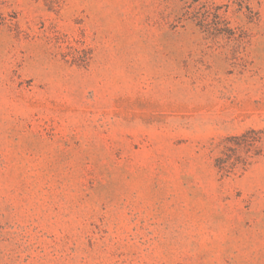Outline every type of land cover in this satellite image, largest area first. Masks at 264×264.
Segmentation results:
<instances>
[{
	"label": "rangeland",
	"instance_id": "374dc122",
	"mask_svg": "<svg viewBox=\"0 0 264 264\" xmlns=\"http://www.w3.org/2000/svg\"><path fill=\"white\" fill-rule=\"evenodd\" d=\"M0 264H264V0H0Z\"/></svg>",
	"mask_w": 264,
	"mask_h": 264
},
{
	"label": "trees",
	"instance_id": "16d2710c",
	"mask_svg": "<svg viewBox=\"0 0 264 264\" xmlns=\"http://www.w3.org/2000/svg\"><path fill=\"white\" fill-rule=\"evenodd\" d=\"M223 161L222 159H220V162ZM220 167V166H219ZM221 168V167H220Z\"/></svg>",
	"mask_w": 264,
	"mask_h": 264
}]
</instances>
